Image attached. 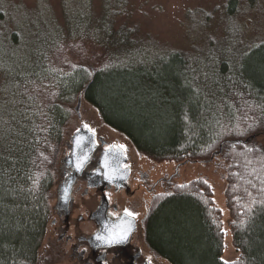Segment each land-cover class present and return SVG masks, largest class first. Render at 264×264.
<instances>
[{
  "label": "trees",
  "instance_id": "obj_1",
  "mask_svg": "<svg viewBox=\"0 0 264 264\" xmlns=\"http://www.w3.org/2000/svg\"><path fill=\"white\" fill-rule=\"evenodd\" d=\"M236 6L237 0L225 2L228 13ZM5 30L0 264H37L79 95L151 160L220 154L224 161L223 198L237 257L222 258V210L203 176L168 182L151 196L145 236L153 250L171 264H264V146L254 139L264 133V38L213 53L209 62L179 50L152 53L129 29L110 23L79 21L27 41L29 48L20 31Z\"/></svg>",
  "mask_w": 264,
  "mask_h": 264
},
{
  "label": "rangeland",
  "instance_id": "obj_2",
  "mask_svg": "<svg viewBox=\"0 0 264 264\" xmlns=\"http://www.w3.org/2000/svg\"><path fill=\"white\" fill-rule=\"evenodd\" d=\"M226 0H0V48L7 45L8 31H20V41L27 48L45 33L81 21L91 25L110 23L113 28L129 29L134 40H141L152 53L160 50H179L208 58L213 53L237 51L239 45L264 38V0H237L234 12L225 10ZM6 27V28H5ZM255 38V39H254ZM26 42V43H25ZM222 46H225L222 48ZM229 51V52H230ZM162 52V51H161ZM2 51H0V54ZM211 55V57L209 56ZM1 74V70H0ZM76 105V104H75ZM75 110V106H74ZM79 115H74L68 126L67 137L85 122L90 129L123 145L135 164L149 171L150 180L166 178L151 193H143V210L147 208L150 194L163 191L168 182H181L195 176L205 177L213 186V197L222 210L224 249L222 258L233 260L238 252L232 244L228 230L229 213L224 204L223 189L226 184L224 161L220 154L208 160L155 161L141 155L130 140L101 122L98 113L81 100ZM254 139L264 146V133ZM37 264H50L39 251Z\"/></svg>",
  "mask_w": 264,
  "mask_h": 264
},
{
  "label": "flooded vegetation",
  "instance_id": "obj_3",
  "mask_svg": "<svg viewBox=\"0 0 264 264\" xmlns=\"http://www.w3.org/2000/svg\"><path fill=\"white\" fill-rule=\"evenodd\" d=\"M71 134L57 166L51 216L41 244L44 260L50 264H171L147 242V208L142 209L143 193H151L169 176L151 181L149 171L135 164L125 147L127 165L119 150L104 155L101 144L94 147L87 159L62 161L71 152ZM98 135L109 144L121 145ZM125 209L135 215H126ZM128 224L132 230L122 243L108 245L96 238L97 234L118 232Z\"/></svg>",
  "mask_w": 264,
  "mask_h": 264
},
{
  "label": "water",
  "instance_id": "obj_4",
  "mask_svg": "<svg viewBox=\"0 0 264 264\" xmlns=\"http://www.w3.org/2000/svg\"><path fill=\"white\" fill-rule=\"evenodd\" d=\"M80 103H81V96L79 95L77 98L76 105H75V110L78 115H79L78 107ZM85 125H86L85 123L81 122L79 126L71 134L70 136L71 152L70 154L63 156L61 159L62 161L63 160H66L67 162L75 161L76 158H82L83 160L84 158L87 159V157L89 156L91 151L94 149V147L98 144H101L104 146L103 148L104 155H106L105 152H108V151L111 152L112 150H115V151L119 150L126 164L124 149L119 148L118 146L120 145L118 143L109 144V142H107L103 137H101L100 135H98L97 133L93 131H90V128L88 126L85 127ZM70 183L71 181L69 180L67 187L70 185ZM62 185L63 184H60V186Z\"/></svg>",
  "mask_w": 264,
  "mask_h": 264
},
{
  "label": "snow or ice",
  "instance_id": "obj_5",
  "mask_svg": "<svg viewBox=\"0 0 264 264\" xmlns=\"http://www.w3.org/2000/svg\"><path fill=\"white\" fill-rule=\"evenodd\" d=\"M85 127H87V125H85ZM90 131L94 132V129H90ZM119 148L123 149L124 146L120 145L118 146ZM82 166L78 165V167ZM109 179H111V177H109ZM126 215L128 216H134L135 214L130 212L129 210L125 209L124 210ZM132 230V226L131 224H128L125 227H122L120 229V231L118 232H111L110 234L106 235V236H101L100 234H97V239L98 240H103L105 243H107L108 245H112V244H117V243H122L123 241H125L128 238V234L131 232ZM225 264H227V262H225Z\"/></svg>",
  "mask_w": 264,
  "mask_h": 264
}]
</instances>
